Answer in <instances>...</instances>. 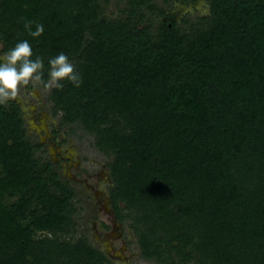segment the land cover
<instances>
[{
    "label": "trees",
    "instance_id": "trees-1",
    "mask_svg": "<svg viewBox=\"0 0 264 264\" xmlns=\"http://www.w3.org/2000/svg\"><path fill=\"white\" fill-rule=\"evenodd\" d=\"M197 1L0 0V54L28 40L44 81L50 58L69 57L81 83L52 89L53 113L112 158V207L143 258L264 264V0L168 20ZM43 148L20 105L0 104V264H113L74 237L77 193Z\"/></svg>",
    "mask_w": 264,
    "mask_h": 264
},
{
    "label": "rangeland",
    "instance_id": "rangeland-1",
    "mask_svg": "<svg viewBox=\"0 0 264 264\" xmlns=\"http://www.w3.org/2000/svg\"><path fill=\"white\" fill-rule=\"evenodd\" d=\"M162 3L163 0H157ZM168 20L181 23L184 16L194 19L210 13L207 0L196 4L172 3ZM118 13L117 1L109 5L107 16ZM0 42V51L2 50ZM39 82L19 89L16 101L23 113L27 136L34 143H43L38 152L43 162L50 160L64 180L70 182L77 196L75 205V238L84 237L103 252L113 264H162L141 256L138 238L130 222L117 220L112 207L110 188L112 178L109 164L112 158L95 145V135L86 132L81 124L60 128L61 115L53 113L50 94ZM71 128L74 132H71ZM57 131V135L54 134ZM124 207V205H122ZM68 238L62 236V239ZM176 262H179L176 259ZM188 264H196L190 261Z\"/></svg>",
    "mask_w": 264,
    "mask_h": 264
},
{
    "label": "clouds",
    "instance_id": "clouds-1",
    "mask_svg": "<svg viewBox=\"0 0 264 264\" xmlns=\"http://www.w3.org/2000/svg\"><path fill=\"white\" fill-rule=\"evenodd\" d=\"M25 30L33 38H39L44 32V25L28 21ZM33 57L32 45L28 40L17 42L7 52L0 54V104L15 99L21 87L34 82H43L46 88H62L67 81L80 86L79 73L74 71L69 57L61 52L48 60V79L44 81V60Z\"/></svg>",
    "mask_w": 264,
    "mask_h": 264
},
{
    "label": "flooded vegetation",
    "instance_id": "flooded-vegetation-1",
    "mask_svg": "<svg viewBox=\"0 0 264 264\" xmlns=\"http://www.w3.org/2000/svg\"><path fill=\"white\" fill-rule=\"evenodd\" d=\"M55 132V131H54ZM55 134V133H54ZM56 135V134H55Z\"/></svg>",
    "mask_w": 264,
    "mask_h": 264
}]
</instances>
